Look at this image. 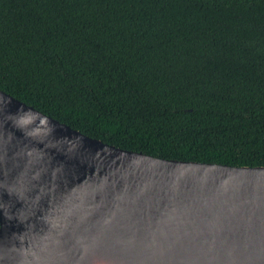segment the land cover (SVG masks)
<instances>
[{
	"label": "trees",
	"instance_id": "obj_1",
	"mask_svg": "<svg viewBox=\"0 0 264 264\" xmlns=\"http://www.w3.org/2000/svg\"><path fill=\"white\" fill-rule=\"evenodd\" d=\"M0 88L122 149L264 166V0H0Z\"/></svg>",
	"mask_w": 264,
	"mask_h": 264
},
{
	"label": "water",
	"instance_id": "obj_2",
	"mask_svg": "<svg viewBox=\"0 0 264 264\" xmlns=\"http://www.w3.org/2000/svg\"><path fill=\"white\" fill-rule=\"evenodd\" d=\"M0 264H264V166L122 149L0 88Z\"/></svg>",
	"mask_w": 264,
	"mask_h": 264
}]
</instances>
